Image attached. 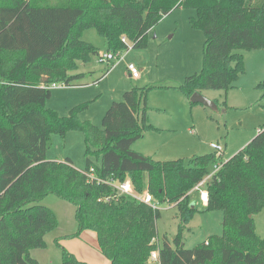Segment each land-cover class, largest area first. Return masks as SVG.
<instances>
[{"label":"trees","instance_id":"16d2710c","mask_svg":"<svg viewBox=\"0 0 264 264\" xmlns=\"http://www.w3.org/2000/svg\"><path fill=\"white\" fill-rule=\"evenodd\" d=\"M178 8L195 10L191 23L205 33L201 72L173 86L133 87L111 104L103 128L80 120L88 104L66 116L46 106L54 83L76 84L84 76L76 72L79 63L101 56L83 39L84 29L95 28L121 57L130 48L124 36L133 48H145L149 32ZM262 49L264 0H0V264H41L31 250L46 247V234L58 226L54 211L41 204L48 194L76 205L78 231L66 237L95 231L112 264H151L154 250L158 264H264L255 223L264 209V128L227 160L224 152L159 160L133 149L156 128L149 122L150 91L174 88L191 98L203 89L227 90L245 72L241 51ZM258 87L264 107V80ZM54 130L84 134V169L70 157L47 158ZM216 164L222 166L207 183V209L222 212V234L193 248L181 234L160 244L159 206L173 204L187 223L196 212L189 192ZM126 179L157 207L119 194L112 183ZM62 248L65 263L93 264Z\"/></svg>","mask_w":264,"mask_h":264},{"label":"rangeland","instance_id":"374dc122","mask_svg":"<svg viewBox=\"0 0 264 264\" xmlns=\"http://www.w3.org/2000/svg\"><path fill=\"white\" fill-rule=\"evenodd\" d=\"M196 15L193 9L178 8L149 32L145 48H133L127 37L130 48L125 49L121 57H116L113 62L102 60L97 55L86 63L81 61L76 72L84 73V76L74 85L52 88V96L46 106L66 116L71 108L88 104L80 112V120H90L103 128V117L107 110L114 101H122L126 91L149 85L173 86L184 82L187 76L201 72L206 36L203 30L191 23V17ZM83 39L100 48L102 56L108 53L105 38L95 28L84 29ZM241 52L244 53L245 72L231 87L227 90L201 91L218 104L216 110L193 103L178 89L158 87L150 91L147 99L149 122L157 129L148 130L144 137L133 144V149L159 160L182 158L185 161L199 155L218 153L212 143L223 146L224 160L243 149L264 128L262 90L258 87L264 80V49ZM130 63L139 68L141 76L138 79L131 77L128 69ZM84 138L79 130H69L65 135L54 130L47 158L63 161L70 157L76 168L84 169ZM210 179H207V183ZM191 192L189 199L193 206L198 196L196 192L199 191ZM197 202L200 204L199 210L185 224L173 204L163 203L159 206L161 216L157 225L160 244L165 238L173 244L174 238L181 234L183 244L193 248L222 234V212L210 211L200 200L197 199ZM41 204L54 211L58 226L46 234V247L31 250L33 257L41 264H69L63 259V246L81 260L89 257V251L97 255L96 241L91 238L94 232L89 231L91 237L88 239L66 237L78 231L76 205L55 194H48ZM255 223L257 232L264 238V209L255 216ZM182 224L185 228L180 229ZM155 262L151 261V264H157Z\"/></svg>","mask_w":264,"mask_h":264},{"label":"built area","instance_id":"2783aa9c","mask_svg":"<svg viewBox=\"0 0 264 264\" xmlns=\"http://www.w3.org/2000/svg\"><path fill=\"white\" fill-rule=\"evenodd\" d=\"M123 41H125V42L128 41L126 36L123 37ZM100 57L102 60L106 59L108 61H113L116 57H119V54L118 53L115 54L113 52L108 51L107 54H104L103 56L101 54ZM128 69H129V72H130V75L132 78L137 79L140 77L141 72H140L139 68L137 67V65H135L134 63H130L128 65ZM60 86H62V85L54 83L52 85V88L60 87ZM212 147L218 153H223L225 151L223 146L218 144V143H212ZM221 166H222L221 164H216L214 166L213 171L207 175V178L202 180L201 182H199L194 187V189L192 190V191H199L200 198H201L202 202H204L205 204H208V202H209V191L207 188V179L211 178L213 176V174L221 168ZM90 178H94V173L90 174ZM112 184H113L114 188H116V190L118 191L119 194L131 195V196L137 198L138 200L144 201L145 203L153 204L154 208L157 207V205L154 204V200H153L152 195L147 191L144 193H141V194L137 193L135 191L133 183L130 179H126L123 182H114ZM158 257H159L158 250H154L151 254L150 261H157Z\"/></svg>","mask_w":264,"mask_h":264},{"label":"crops","instance_id":"0c3cea01","mask_svg":"<svg viewBox=\"0 0 264 264\" xmlns=\"http://www.w3.org/2000/svg\"><path fill=\"white\" fill-rule=\"evenodd\" d=\"M141 76V75H140ZM138 79V78H137ZM63 86V85H62ZM62 86H60V87H62ZM195 193V191H192L191 193ZM197 194H198V196L196 197V199H194V202H195V205H193L192 207L193 208H195L196 210H199V208H200V204L197 202V199L198 200H200L201 201V203L204 205V206H206L207 207V204H205L204 202H202V200H201V198H200V195H199V193L198 192H196ZM89 231H92V232H94L95 234H91L92 235V237L90 236V234H89ZM91 237L92 238V240L97 244V249H98V251L99 252H97V255H92L91 254V252L89 251L87 254H88V256L90 257L91 256V258H89V257H85V259H84V261H87V262H89V263H93V264H112L111 263V261L109 260V259H107L102 253H101V251H100V249H99V244H98V237H97V234H96V232L95 231H93V230H85V231H83L81 234H80V238H87L88 239V237ZM85 240V239H84ZM87 241V240H86ZM89 242V241H88ZM74 253V252H73ZM77 256V255H76ZM89 260V261H88ZM155 263H157V262H155ZM158 264V263H157Z\"/></svg>","mask_w":264,"mask_h":264},{"label":"water","instance_id":"95a60500","mask_svg":"<svg viewBox=\"0 0 264 264\" xmlns=\"http://www.w3.org/2000/svg\"><path fill=\"white\" fill-rule=\"evenodd\" d=\"M190 100L193 103H201L204 104L212 109H217L218 108V104L216 102H214L213 100L207 98L205 95H203L201 92H195Z\"/></svg>","mask_w":264,"mask_h":264}]
</instances>
